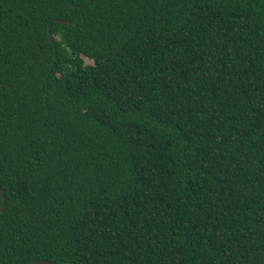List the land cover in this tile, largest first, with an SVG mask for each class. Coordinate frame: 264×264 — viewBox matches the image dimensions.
I'll return each mask as SVG.
<instances>
[{"label": "trees", "instance_id": "16d2710c", "mask_svg": "<svg viewBox=\"0 0 264 264\" xmlns=\"http://www.w3.org/2000/svg\"><path fill=\"white\" fill-rule=\"evenodd\" d=\"M1 195L0 264H264V0H0Z\"/></svg>", "mask_w": 264, "mask_h": 264}, {"label": "water", "instance_id": "95a60500", "mask_svg": "<svg viewBox=\"0 0 264 264\" xmlns=\"http://www.w3.org/2000/svg\"><path fill=\"white\" fill-rule=\"evenodd\" d=\"M52 39V35L50 34L49 35V40ZM1 200H2V204H1V209L4 207V203H5V197L4 195H1ZM31 264H53V263H50V262H45V261H37V262H34V263H31Z\"/></svg>", "mask_w": 264, "mask_h": 264}]
</instances>
